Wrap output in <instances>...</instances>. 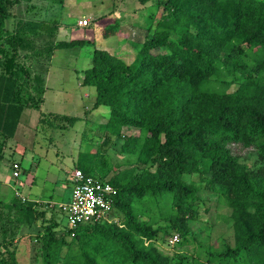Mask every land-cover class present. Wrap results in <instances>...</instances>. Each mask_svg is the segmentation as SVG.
Wrapping results in <instances>:
<instances>
[{"label":"trees","instance_id":"1","mask_svg":"<svg viewBox=\"0 0 264 264\" xmlns=\"http://www.w3.org/2000/svg\"><path fill=\"white\" fill-rule=\"evenodd\" d=\"M158 4L160 19L135 45L131 63L94 48L90 67L82 72L81 86L95 90L93 108L109 110L103 130L124 139L121 153L132 159L125 162L141 168L108 180L114 190L111 222L70 231L52 215L54 205L46 211L17 192L10 204L0 205V264H19L12 241L18 231L36 225L41 229L39 264H199L186 253L170 258L158 244L164 242L159 234L179 237L178 247L187 243L189 225L205 203L203 194L229 210L221 219L233 238L206 263L264 264V0ZM64 5L65 0H0L2 150L23 110L30 102L34 107L42 102L51 55L94 45L75 39L53 43L60 24L51 26L55 23L48 16ZM8 20L12 30L5 26ZM114 28L106 27L105 36ZM79 121L68 119L69 126ZM123 128L138 135L123 137ZM235 149L248 152L237 155ZM83 155L77 163L86 164L74 170L106 180L93 176L102 172L93 162L99 152L88 159ZM160 221L165 225L155 227Z\"/></svg>","mask_w":264,"mask_h":264},{"label":"rangeland","instance_id":"2","mask_svg":"<svg viewBox=\"0 0 264 264\" xmlns=\"http://www.w3.org/2000/svg\"><path fill=\"white\" fill-rule=\"evenodd\" d=\"M145 1L65 0L64 8L60 7L48 16V19L52 16L55 23L51 26L57 28L60 24L52 38L53 43L75 39L88 40L94 45L57 50L51 55L47 64L42 102L37 107L30 102L31 107L23 110L17 133L12 139L5 141L6 147L3 150L0 149V205L10 204L14 194L18 192L20 197L39 203L46 211L54 205L56 215H52L62 221V227H65V217L56 205L64 192L66 196L70 195L69 188L66 190L64 185L66 179L71 180L70 173L76 166L82 168L86 164L77 163L79 155L84 154L82 159H86L89 154L99 152L98 160L95 162L93 159L95 166L102 171L101 174L93 173L97 178L104 175L109 180L117 172L128 169L135 170L137 174L141 172V168L135 164L125 162L132 159L121 153L124 139L115 138L103 130L109 110L105 107L93 108L95 90L81 86V79L82 72L90 67L94 48L108 51L112 55L114 53V56L122 58L128 64L133 61L136 55L135 45L143 42L147 28L156 24L162 14V7L158 4L160 0ZM43 6H46L45 2L41 4ZM24 8L25 4L22 2L18 6V12L21 14ZM44 17L42 13L39 18ZM79 20H86L87 25L80 26L77 23L79 27L76 25ZM110 25L115 28L105 36L104 29ZM5 26L11 29L13 22L8 20ZM37 74L44 75L43 72ZM34 84L37 86L38 82ZM234 88L235 85L229 90ZM32 94L35 95L34 91ZM72 117H78L80 121L69 126L68 119ZM121 135L137 136L138 131L123 128ZM106 139L109 140L107 145L103 144ZM1 143L2 139L0 148ZM234 152L244 155L248 151L235 149ZM16 162L21 167L18 179L12 177L11 170V165ZM192 180L197 181L196 176ZM203 196L205 203L200 208L197 221L189 225L190 236L183 247L177 246L179 237L178 242L171 243L169 235L159 234L160 240L164 241L158 244L163 254L175 258L186 253L184 255H189V258H197L199 264H207L206 260L211 254L217 255L225 250V244L233 243L229 224L221 219L229 210L219 202L216 204L211 196ZM207 208L210 211L205 213L204 209ZM119 218L118 214L115 215V222ZM164 225L165 222L160 221L155 227ZM40 231L38 225L31 230L18 231L12 241V248L16 250L19 264H39L35 259L40 255L37 235ZM170 233L176 234L175 231Z\"/></svg>","mask_w":264,"mask_h":264},{"label":"built area","instance_id":"3","mask_svg":"<svg viewBox=\"0 0 264 264\" xmlns=\"http://www.w3.org/2000/svg\"><path fill=\"white\" fill-rule=\"evenodd\" d=\"M80 26H86L87 21H78ZM20 164L11 165L12 177L17 179L20 176ZM114 190L108 180L100 181L96 178L85 176L80 170L75 169L71 173L70 195L66 202L61 203L58 208L65 217L68 230L73 231L78 226L111 222L112 198ZM73 236V233H71ZM177 240L173 237L171 243Z\"/></svg>","mask_w":264,"mask_h":264},{"label":"crops","instance_id":"4","mask_svg":"<svg viewBox=\"0 0 264 264\" xmlns=\"http://www.w3.org/2000/svg\"><path fill=\"white\" fill-rule=\"evenodd\" d=\"M80 21V20H79ZM78 23V21L76 22V25H78L77 24ZM79 26V25H78ZM80 27V26H79ZM78 27V28H79ZM8 29H10V27L8 28ZM74 40V39H73ZM112 54V53H111ZM113 55H115L114 53H113ZM120 58V57H119ZM122 59V58H121ZM19 125V124H18ZM17 128H18V126H17ZM17 133V129H16V132H15V134ZM15 136V135H14ZM6 147V146H5ZM4 147V148H5ZM17 163V162H16ZM71 174V173H70ZM69 177H70V175H69ZM71 178V177H70ZM58 182V180L56 181V183ZM70 182H71V180H68V179H66V181L64 182V185L66 186V190H68V188H69V190L68 191H70ZM64 190V189H63ZM65 190V191H66ZM69 194H70V192H69ZM62 199L60 200V202H59V204L60 203H62V202H66V201H68V199H69V195L68 196H66V194H65V192L62 194ZM58 205V204H57Z\"/></svg>","mask_w":264,"mask_h":264}]
</instances>
